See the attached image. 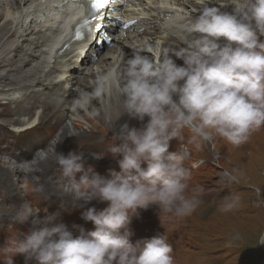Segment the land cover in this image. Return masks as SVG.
Segmentation results:
<instances>
[{"label": "clouds", "instance_id": "9594fccd", "mask_svg": "<svg viewBox=\"0 0 264 264\" xmlns=\"http://www.w3.org/2000/svg\"><path fill=\"white\" fill-rule=\"evenodd\" d=\"M190 28L199 36L176 53L182 63L168 55L155 63L137 54L122 72L99 80L97 92L115 83L125 114L141 124H121L117 142L108 149L114 158L122 157L120 171L101 175L94 166L86 167L83 153L52 149L64 190L75 194L76 207L93 200L107 204L82 213L94 230L73 225L79 231L74 236L60 213L53 212L33 220L39 227L23 239L18 235L0 247L4 264H14L17 254L26 264H174L173 248L163 234L135 244L130 240L138 210L155 205L160 212L187 217L202 203L204 190L190 188L192 172L185 166L191 149L170 151L172 141L184 140L187 129L197 150L217 138L239 147L264 128V0H237L232 11L205 6ZM240 175L235 168L224 170L221 180L238 183ZM239 203L240 196L230 193L221 210L231 211ZM39 212L24 201L11 221L24 224Z\"/></svg>", "mask_w": 264, "mask_h": 264}, {"label": "bare ground", "instance_id": "6f19581e", "mask_svg": "<svg viewBox=\"0 0 264 264\" xmlns=\"http://www.w3.org/2000/svg\"><path fill=\"white\" fill-rule=\"evenodd\" d=\"M236 3L127 0L122 6L113 2L88 20L85 39L77 42L68 38L67 30L81 16L78 2L0 0V137L19 144L9 147L0 142V247L18 235L23 239L38 227L33 220L48 215L37 199L20 195L18 179L35 181L37 198L49 202L59 197L77 205L75 194L64 190L53 148L65 155L82 149L87 167L93 160L88 149L96 147V141H117L125 122L141 126L125 114L115 83L110 90L97 92L100 78L122 72L137 54L155 63L165 55L182 63L176 53L199 36L191 31V21L205 6L232 11ZM42 141L49 142L29 156ZM24 201L40 212L27 223L14 224L11 217Z\"/></svg>", "mask_w": 264, "mask_h": 264}, {"label": "rangeland", "instance_id": "374dc122", "mask_svg": "<svg viewBox=\"0 0 264 264\" xmlns=\"http://www.w3.org/2000/svg\"><path fill=\"white\" fill-rule=\"evenodd\" d=\"M190 137L191 133L185 129L184 140L172 141L169 150L177 151L182 147L191 149V158L185 161V166L192 172L190 188L199 185L204 190L202 203L187 217L160 212L155 205L147 210H138L139 215L133 217L130 226L133 232L131 242L135 244L163 234L173 248L174 264H264V128L239 147L217 138L215 142L204 143L197 150L194 144L189 143ZM0 142L8 143L9 147L19 145L17 140L4 137H0ZM48 142L42 141L36 145L29 156L37 149L46 147ZM115 142L96 141V147L88 149L93 157L91 165L101 175L107 176L110 170L120 171L117 161L122 157L114 158L108 153ZM234 168L241 173L239 182H223V171ZM16 183L20 195L30 194L33 200L37 199L45 213L59 212L60 219L73 230L74 236L79 231L73 229V225L83 227L86 232L94 230L92 222L82 219V213L87 208L102 210L107 206L93 200L81 208L59 197L47 202L40 196L36 197V183L32 179L26 182L18 179ZM230 193L239 195L240 203L231 211H222L224 197ZM3 261L4 255L0 256V264H4ZM13 261L14 264H26L24 256H14Z\"/></svg>", "mask_w": 264, "mask_h": 264}, {"label": "snow or ice", "instance_id": "6c2138e0", "mask_svg": "<svg viewBox=\"0 0 264 264\" xmlns=\"http://www.w3.org/2000/svg\"><path fill=\"white\" fill-rule=\"evenodd\" d=\"M91 6L97 11L104 9L109 3L110 0H90Z\"/></svg>", "mask_w": 264, "mask_h": 264}]
</instances>
